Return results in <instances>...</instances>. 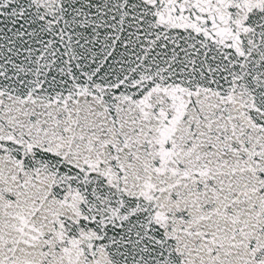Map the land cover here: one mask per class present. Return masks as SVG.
<instances>
[{"label":"snow or ice","instance_id":"snow-or-ice-1","mask_svg":"<svg viewBox=\"0 0 264 264\" xmlns=\"http://www.w3.org/2000/svg\"><path fill=\"white\" fill-rule=\"evenodd\" d=\"M0 264H264V0H0Z\"/></svg>","mask_w":264,"mask_h":264}]
</instances>
